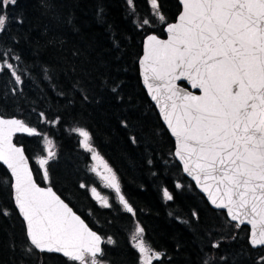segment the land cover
Wrapping results in <instances>:
<instances>
[{
	"label": "trees",
	"instance_id": "obj_1",
	"mask_svg": "<svg viewBox=\"0 0 264 264\" xmlns=\"http://www.w3.org/2000/svg\"><path fill=\"white\" fill-rule=\"evenodd\" d=\"M53 2L55 8L49 12L40 6V0H18L15 7L7 9L11 17L8 31L0 34V51L11 48L20 56V60L10 62L24 81L13 97L14 79L8 71L0 73V93H8L6 99L3 96L0 99H5L10 113L24 118L40 133L39 136L16 135L13 140L26 149L37 183L49 184L103 239L113 238V245H102L110 264H137L138 253L130 239L137 222L145 230L146 242L166 253L162 264H200L208 231H212V241L223 238L221 247L213 250L217 257H228L227 264H253V258L264 249H251L247 244V228L229 227L224 214L210 209L183 177L172 155V140L140 86L137 59L141 41L152 31L162 37L164 26L151 17L148 0H135L136 14H132L126 0ZM158 2L171 22L178 11L177 1ZM146 15L154 20L156 27L141 31L134 21ZM69 17L71 25L64 23ZM17 18L23 23H16ZM61 40L65 42L63 52ZM51 41L57 43L53 45ZM73 47L80 52L75 60L77 69H89L91 80L80 71L73 74L70 67L73 58L68 54ZM66 55L67 61L63 59ZM45 68L50 79L45 78ZM105 79L109 81L106 88L101 87ZM77 81L80 84L73 88ZM113 84L120 85L118 92L122 99L111 92ZM80 87L86 88L89 100L82 98ZM59 91L66 96H59ZM41 112L49 121L59 117V123L41 122ZM121 121L127 122L128 127ZM74 127L90 132L94 148L115 172L134 216L123 209L118 197L109 195L111 207L104 208L89 194L87 187L97 183L88 169L89 154L79 147V138L71 131ZM44 136L52 141L56 153L49 163V183L43 181L34 161L36 155L45 152ZM132 136L138 143L131 142ZM5 175V169L0 166V180ZM81 183L87 187L81 188ZM177 183L182 185L180 189L175 187ZM165 188L173 200H164ZM0 207H7L13 213L9 217L0 216V264H70L56 254H24L22 222L12 206L9 190L2 186ZM193 212L197 213L198 222ZM12 244L16 245L15 249Z\"/></svg>",
	"mask_w": 264,
	"mask_h": 264
},
{
	"label": "snow or ice",
	"instance_id": "obj_2",
	"mask_svg": "<svg viewBox=\"0 0 264 264\" xmlns=\"http://www.w3.org/2000/svg\"><path fill=\"white\" fill-rule=\"evenodd\" d=\"M17 3L18 0H0V34L8 31L11 22L7 9ZM148 3L151 17L164 25L166 38L148 32L142 41L138 64L143 84L175 138L172 155L206 194L210 204L222 211L226 224L237 230L250 226L251 249H264V0H178L177 15L172 22L162 13L158 0ZM126 4L136 14L135 0H126ZM40 6L49 12L55 8L53 0H40ZM151 17L135 20L137 29H154L156 24ZM16 23L23 20L17 18ZM64 23L71 25V18ZM50 43L55 45L57 41ZM59 43L61 51H65V42ZM68 54L73 58L70 64L73 74L80 71L91 80L89 69H77L79 50L73 47ZM63 59L67 61V55ZM11 60L18 61L20 56L11 48L0 51V73L10 72L16 86L11 95L15 97L24 81ZM44 72L45 78L50 79L47 68ZM108 83L105 79L101 87L106 88ZM79 84L77 81L72 87ZM119 87L113 84L110 90L122 99ZM79 90L84 100L90 99L86 88ZM58 95L64 97L66 93L59 91ZM0 96L6 99L8 93ZM5 99H0V166L6 168L7 175L0 180V186L9 190L14 208L22 218V251L26 255L61 254L70 264H110L102 245H113V238L103 239L51 186L42 187L34 179L26 149L13 140L18 133L28 136L40 133L24 118L10 113ZM39 117L41 122L53 125L60 120L57 117L49 121L43 112ZM121 123L128 127L127 122ZM71 131L78 134L80 147L91 153L94 161L101 160L88 130L74 127ZM44 140L47 156L38 157L36 164L43 181L49 183V163L56 153L52 141L47 136ZM131 142L136 144L138 140L132 136ZM104 168L108 173L101 177L105 187L113 189L119 204L134 216L115 172L106 163ZM90 171L99 175L95 166ZM80 187L87 186L81 183ZM175 187L180 189L182 185L177 183ZM90 191L102 201V207H111L108 198L100 197L95 187ZM163 198L173 200L167 188ZM12 214L9 208L0 207V216ZM192 215L198 222L197 213ZM144 232L137 222L130 238L138 253L137 264H162L166 253L146 242ZM206 235L208 241L201 249L205 255L200 264H227L228 257H217L213 251L221 247L223 238L212 241V231ZM12 247L15 249L16 245ZM253 264H264V252L253 258Z\"/></svg>",
	"mask_w": 264,
	"mask_h": 264
},
{
	"label": "water",
	"instance_id": "obj_3",
	"mask_svg": "<svg viewBox=\"0 0 264 264\" xmlns=\"http://www.w3.org/2000/svg\"><path fill=\"white\" fill-rule=\"evenodd\" d=\"M177 1V3H178V0H176ZM177 15V14H176ZM176 17V16H175ZM175 17H174V19H175ZM174 19L172 20V21H174ZM171 21V22H172ZM164 27V26H163ZM162 32H163V28H162ZM145 37V36H144ZM144 37H143V39H144ZM161 38H166V33H164L163 32V36L161 37ZM143 39H142V41H143ZM142 41H141V50H140V55H139V57L142 55V50H143V44H142ZM139 57H138V59H139ZM138 59H137V73H138V78H139V82H140V86L142 87V89H143V91H144V93H145V95H146V97H147V99L151 102V104H152V106L154 107V109H155V111H156V114H157V116H158V118H159V120H160V122H161V124L163 125V127L165 128V130L167 131V133H168V135H169V137H170V139L172 140V143H173V150H172V153L175 151V138L174 137H172L171 136V134H170V132L168 131V129H167V126H166V124L164 123V121H163V118L161 117V115H160V111H159V108L157 107V105H156V102L155 101H153L152 99H151V97H150V95L148 94V91H147V89H146V87L144 86V84H143V79H142V77H141V75H140V67H139V64H138ZM184 84H186V82H183ZM181 86H183V84L181 85ZM20 133H18V134H16V135H19ZM22 135H27V134H22ZM14 142V141H13ZM17 146H21V145H18L17 144ZM173 158H174V160H175V162L178 164V166H179V168H180V170H181V173H182V175H183V177H185L187 180H189L190 182H191V184L193 185V187L195 188V190L201 195V197L204 199V201L206 202V204L208 205V207L210 208V209H212V210H215V211H221V210H217V209H215L211 204H210V202L208 201V199H207V196H206V194L205 193H203V192H201L200 191V189L198 188V187H196V185H195V181H193L192 179H191V177H189V176H187V174L186 173H184L183 172V170H182V165L180 164V162L173 156ZM30 165V164H29ZM3 167V166H2ZM4 168V167H3ZM5 169V171H6V173H7V170H6V168H4ZM42 187H48V186H50L49 184H44V185H41ZM54 191V190H53ZM55 192V191H54ZM57 194V193H56ZM58 195V194H57ZM62 199V198H61ZM12 202V201H11ZM12 206H13V208H14V204L12 203ZM14 210H15V208H14ZM15 212H16V214H17V216H18V218L20 219V221L22 222V218H20L19 217V215H18V212L15 210ZM222 212V211H221ZM78 215V214H77ZM225 216V215H224ZM89 227V226H88ZM244 227H246L247 228V243H248V237H249V234H250V226H244ZM90 228V227H89ZM91 229V228H90ZM91 230H93V229H91ZM93 231H95V230H93ZM99 234V233H98ZM100 235V234H99ZM103 238V237H102ZM249 245V244H248ZM249 247H250V245H249ZM251 248V247H250ZM39 253V252H38ZM52 254H56V253H52ZM56 255H59V256H61V257H63L61 254H56ZM64 258V257H63Z\"/></svg>",
	"mask_w": 264,
	"mask_h": 264
},
{
	"label": "rangeland",
	"instance_id": "obj_4",
	"mask_svg": "<svg viewBox=\"0 0 264 264\" xmlns=\"http://www.w3.org/2000/svg\"><path fill=\"white\" fill-rule=\"evenodd\" d=\"M77 136H78V134H77ZM78 138H79V140L81 139L79 136H78ZM79 140H78V142H79ZM42 145L43 146H46V142H45V140H44V138H43V140H42ZM52 146H53V144H52ZM79 147H80V144H79ZM81 149H83L82 147H80ZM84 150V149H83ZM85 151V150H84ZM87 152V151H86ZM88 154H89V158H90V161H89V164H88V169H89V171H90V169L93 167V166H95V167H97V170H98V173H99V175L97 174V173H94V172H92V171H90L92 174H93V177L95 178V180H96V186H88L87 187V191L89 192V194H91V191H90V189L92 188V187H95L96 189H97V191H98V193L100 194V197H107L108 199H109V195H111L113 198H117L116 197V194H115V191L113 190V189H110V188H107V187H105V181L101 178L102 176H105V175H108V173H107V171H106V169L104 168V160L101 158V160L104 162V163H101V160H96V161H94L93 159H92V157H91V153H89L88 152ZM47 156V152H46V150H45V152L43 153V154H41V155H36L35 157H34V161L36 162V159L38 158V157H46ZM92 196V195H91ZM93 199L97 202V204H99V205H101L102 204V201H100L98 198H94L93 197Z\"/></svg>",
	"mask_w": 264,
	"mask_h": 264
},
{
	"label": "flooded vegetation",
	"instance_id": "obj_5",
	"mask_svg": "<svg viewBox=\"0 0 264 264\" xmlns=\"http://www.w3.org/2000/svg\"><path fill=\"white\" fill-rule=\"evenodd\" d=\"M66 259V258H65Z\"/></svg>",
	"mask_w": 264,
	"mask_h": 264
}]
</instances>
